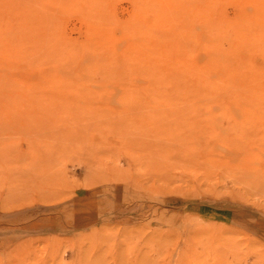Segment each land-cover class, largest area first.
Instances as JSON below:
<instances>
[{"label": "rangeland", "instance_id": "374dc122", "mask_svg": "<svg viewBox=\"0 0 264 264\" xmlns=\"http://www.w3.org/2000/svg\"><path fill=\"white\" fill-rule=\"evenodd\" d=\"M0 264H264V0H0Z\"/></svg>", "mask_w": 264, "mask_h": 264}]
</instances>
